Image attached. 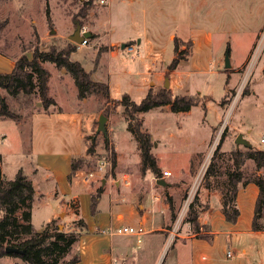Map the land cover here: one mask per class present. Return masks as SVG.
Here are the masks:
<instances>
[{
    "label": "rangeland",
    "instance_id": "1",
    "mask_svg": "<svg viewBox=\"0 0 264 264\" xmlns=\"http://www.w3.org/2000/svg\"><path fill=\"white\" fill-rule=\"evenodd\" d=\"M180 3L174 1L163 9L155 3V12L149 10L146 18L143 10L149 3L145 4L144 0H0V24L4 25L0 30V72H10L13 62L23 52L32 56L37 44L43 48L52 44L62 48L76 43L78 48L71 60L79 61L87 71H92L94 80L110 86L108 101L97 95L79 99L71 73L49 61L44 64L52 73L50 94L66 111L81 109L84 114L86 150L91 137L96 141L95 152L85 154V162L74 175L82 190L86 189L82 179L103 163L105 172H98L85 183L96 191L107 181L113 194H126L121 201L123 205L132 207L135 212L145 210L149 219L154 217L157 225L161 224L159 228L153 227L152 233L144 228L145 233L140 236L110 235L97 229L100 235L93 237L103 240L105 247L112 242L116 248L106 249L95 264H112L115 260L116 264H264V229L252 231L260 192L255 181L259 177L264 179V167L257 169L254 160L244 158L240 164L244 180L238 186L236 197L240 215L234 223L227 220L223 211L229 174L236 168L233 153L235 150L246 153L250 149L237 145L236 137L242 133L251 147L264 149L261 142L264 135V0H184L178 8ZM83 9L88 10L87 15L83 14ZM78 25L90 34L88 27H93L99 35L88 39L87 44L77 43L71 36ZM146 28L160 48L159 60L152 67L155 71L167 67L173 59L176 36L169 38L171 33L193 41L190 48L180 47L187 51L182 54L183 60L193 55L190 62L178 66L179 73L168 70L158 81L151 76V66L144 59V43L138 44ZM52 29L55 34L50 33ZM203 33L212 34L210 44L199 37ZM126 36L133 40L127 43L136 44L140 58L136 57L139 54L135 56L121 48L125 40L121 41L116 54L103 53L108 50L109 41ZM192 38L200 44L194 47ZM227 52L230 68H226ZM196 60L202 64L201 69H194ZM124 70L131 74H125ZM171 77L175 81L172 85ZM162 87L168 88L173 96L199 94L202 99L189 111L173 112L165 105L142 114L144 128L152 134L153 151L162 171L157 176L151 171H141L138 141L128 127L124 106L118 104L117 99L129 93L133 100L140 102L146 95L145 88L157 91ZM245 89L248 92L243 94ZM2 95H6L11 108L21 115L19 122L0 116L3 178L13 179L22 169L32 180L30 169L35 159L31 154V113L42 110L40 99L37 94H20L14 98L0 89ZM101 114L107 116L105 132L97 130ZM113 152L116 163L112 160ZM110 158L109 165L106 161ZM209 167L212 168L210 173ZM164 171H169L170 175H165ZM123 175H127L128 184L121 180ZM159 179L167 183L162 185ZM108 187L107 184L104 187L97 211L94 212L88 202L91 221L99 213L98 209L109 212ZM195 200L199 233H195L193 225L186 220L190 204ZM141 204L144 207L141 208ZM76 205L77 200L70 206L74 213L79 211ZM259 210L262 216L258 223L264 224V195ZM49 212L48 208L35 206L37 230L46 226ZM70 216L65 212L61 214L59 219L64 224L60 229L84 230L77 220L79 216L74 215L75 220ZM134 217L125 223L139 226V220ZM192 239L200 246L195 248ZM127 240L132 243L128 247L130 259L123 261L117 245ZM79 245L78 242L74 247L77 251ZM229 249L234 252L231 258L227 256ZM14 258L20 262H13L5 255L0 264H28L20 257Z\"/></svg>",
    "mask_w": 264,
    "mask_h": 264
},
{
    "label": "trees",
    "instance_id": "2",
    "mask_svg": "<svg viewBox=\"0 0 264 264\" xmlns=\"http://www.w3.org/2000/svg\"><path fill=\"white\" fill-rule=\"evenodd\" d=\"M87 13L88 10L83 9V14L87 15ZM47 16L50 20L49 11ZM3 26V24H0V30ZM173 41L174 57L168 66L169 70L176 69L180 61L184 59L182 54L187 51H182L180 49L181 45H186L189 48L193 45L192 40L185 41L179 37H175ZM77 48L78 45L76 43H68L62 48L57 47L55 44L43 48L37 44L33 48L32 56L23 52L15 60L12 71L0 72V89H4L7 95L14 98L20 94L27 96L37 94L42 110L50 112L52 107H54L53 110H61L56 98L50 94L49 84L52 73L44 65L45 62L49 61L54 63L57 68H64L71 73L78 89L79 99L97 95L101 99L108 101L111 97L109 84L94 80L92 71H87L79 61L71 60V55ZM247 92L245 89L243 94ZM201 99L202 97L199 94H178L173 96L166 87H162L157 91L150 88L140 102L133 100L129 93H124L120 99H117V103L124 106L128 127L132 131L133 137L138 141L140 168L143 173L151 171L154 175L160 176L162 171L153 151L154 140L152 134L144 128L142 114L155 107L165 105L170 106L173 112L189 111ZM0 116L14 119L17 122L21 120V115L11 108L6 95L0 96ZM91 139V143L86 150L87 154L95 152L96 141L93 137ZM233 154L236 168L229 174V188L225 194L223 211L227 220L235 223L240 215L236 205L238 186L244 180V173L240 169V164L246 157L254 160L257 169L264 167V149L250 147L246 153L235 150ZM84 156L86 155L73 158L69 178L76 174L80 166L85 162ZM113 156V162L116 163L115 152H113ZM210 167L208 173L212 171ZM255 182L258 184L260 192L255 206L256 211L252 228L254 231H261L264 229V224L258 223V218L262 216L259 209L264 195V179L259 177ZM103 191V187H98L91 194V208L94 212L97 211ZM34 195L33 182L24 174L22 169L17 172L13 179L7 180L3 178L0 156V258L5 255L16 256L28 264H76L81 260V255L78 251L73 252V248L79 241L80 231L62 230L56 220L47 223L43 229L37 230L32 222ZM197 200L190 204L186 219L193 225L195 233L200 232L199 210L196 208ZM172 215L174 218V211ZM77 220L82 227L86 226L83 218L79 217ZM8 246L18 247L24 250V253L7 252L6 248Z\"/></svg>",
    "mask_w": 264,
    "mask_h": 264
},
{
    "label": "crops",
    "instance_id": "3",
    "mask_svg": "<svg viewBox=\"0 0 264 264\" xmlns=\"http://www.w3.org/2000/svg\"><path fill=\"white\" fill-rule=\"evenodd\" d=\"M145 4H151L149 9L146 8L143 10L145 17L147 18V13L150 10V13H154V4L159 5L160 8H165L167 5H172L175 2H181L180 8L184 0H144ZM183 1V2H182ZM184 5V4H183ZM172 8V7H170ZM182 9V8H181ZM157 15V14H156ZM88 31H91V34L87 36L89 40L92 37L99 35L98 32L94 31L93 27H88ZM199 35V34H198ZM179 37L174 33L169 35V38L173 39V37ZM207 44L211 43L212 34L211 33H203L199 35ZM183 40H188L186 38L179 37ZM100 40L101 37L98 36ZM120 39V40H119ZM119 39L109 41V44H106L109 48L105 50L103 53H111L116 54V49L119 45H121V41L125 40L127 42H133L130 37H122ZM194 40L195 46L197 43L196 38H192ZM143 45V52L146 51V55H144L145 61L150 64V72L151 76L154 77L156 81L163 79L165 74L168 72L169 68L161 67L157 68L155 71L152 67L156 65L159 60L160 48L159 45L156 44L155 39L151 38L149 35V29H145L143 37L138 38V44ZM135 44V43H134ZM200 43L198 42L197 45ZM136 45V44H135ZM126 48V47H125ZM193 55V54H192ZM191 55V57H192ZM140 54L136 57L140 58ZM174 57V55H173ZM191 57L187 60H181L180 65L190 62ZM195 60V59H194ZM45 64V63H44ZM15 63L13 62V68ZM195 70L201 69L202 64H200L197 60L195 61V65L193 66ZM12 68V69H13ZM127 69V68H126ZM12 71V70H11ZM177 71L179 73V68L177 67L171 73ZM181 72V71H180ZM125 74H131L130 71L124 70ZM170 73V74H171ZM63 76V75H62ZM174 78L171 77V85L173 84ZM175 83V81H174ZM110 87V86H109ZM148 88L144 89V92L147 93ZM57 100V99H56ZM58 102V101H57ZM61 110H53L50 112H45L44 110H36L31 113V154L35 159L34 162H31V174H33V182L35 188V195L32 206V222L34 224V209L35 206H42L48 208L50 210L49 216L47 217V223L56 220V223L61 227L64 223L61 224L59 217L63 212L70 214L71 219L74 215H77L84 219L86 226L84 230L80 231L81 235L79 238V249L78 252L81 255V260L76 264H95L100 261V257L104 255V251L106 249H115V245H111L105 247L103 240L93 237L94 235H100L97 232V229L101 231V229L109 227V226H120V225H131L135 226L132 223H125V221L130 220L131 217L139 220L140 225H142L147 233H152L153 227L159 228L161 224L156 223L154 217L153 219H149L146 216L145 210H138L135 212L132 207L128 205H123L121 203L122 200L126 198V194L123 195H115L112 192V186L107 181H103V184L109 186V193L111 194V203L110 209L108 213H103L101 211L98 212L94 217V221H91L88 216V202L89 206L91 204V194L95 191L92 190V186L85 183L84 179H82L85 184L86 189L82 190V185L79 181L75 180V174L69 178L71 174L72 168V160L74 157H78L86 154V144H85V130L83 126L84 122V114L81 109L66 111L61 105ZM117 147V146H116ZM30 179V178H29ZM107 182V183H106ZM103 185V189L104 186ZM121 184L117 188L120 187ZM91 188V189H90ZM105 191L102 192V194ZM101 194V197H102ZM100 197V200H101ZM77 207L79 209L78 214L73 212L70 208L71 204L76 202ZM99 200V202H100ZM57 203V204H56ZM59 204V207H58ZM99 204V203H98ZM141 208L144 207L143 204L140 205ZM98 208V207H97ZM137 210V209H136ZM133 220V219H132ZM64 222V221H63ZM35 226V224H34ZM36 228V226H35ZM37 229V228H36ZM39 230V229H38ZM41 230V229H40ZM252 231L253 228H252ZM259 232V231H257ZM216 239V236L214 240ZM125 240V239H124ZM192 245L197 248L200 246L197 245V240L192 239ZM77 242V243H78ZM76 246V244H75ZM74 246V247H75ZM129 246H132L131 242L123 241L117 245L119 247V254L121 255L123 261H129L130 259V251L128 249ZM77 251L76 248H73V252ZM107 255V253H106ZM13 262H16L17 259L14 256H9ZM204 258H207L204 255ZM1 259V258H0ZM9 259V260H10ZM17 262H20L19 260ZM112 262V264H116ZM215 263V262H210ZM195 264V263H194ZM226 264H235V263H226Z\"/></svg>",
    "mask_w": 264,
    "mask_h": 264
},
{
    "label": "built area",
    "instance_id": "4",
    "mask_svg": "<svg viewBox=\"0 0 264 264\" xmlns=\"http://www.w3.org/2000/svg\"><path fill=\"white\" fill-rule=\"evenodd\" d=\"M101 2H104V0H101ZM82 32H85V30H82ZM87 43H88V38L85 37L84 40H83V42H82V44H87ZM126 50L128 52L133 53L135 56L139 54V51H137L135 44H128V45H126ZM261 142L264 143V135L261 138ZM106 163H108L110 165L111 164V158L108 159L106 161ZM103 170H104V164L101 163L100 166H99V168H98V170L91 171V172L88 173V175L85 176L84 181L85 182L90 181V179L93 178V177H95V175L98 172H105ZM164 174L165 175H170V172L169 171H164ZM121 180H123V183L124 184H128V182H129V179H128L127 175H123V177L121 178ZM101 232L108 233L110 235L133 234V235H139L140 236L141 234H144L145 233V229H144V227L142 225H139V226L121 225V226H117V227L109 226V227L103 228V229H101ZM138 241H141V238L140 237L138 238ZM227 256L229 258H231V257L234 256V252H233L232 249H229L227 251Z\"/></svg>",
    "mask_w": 264,
    "mask_h": 264
},
{
    "label": "water",
    "instance_id": "5",
    "mask_svg": "<svg viewBox=\"0 0 264 264\" xmlns=\"http://www.w3.org/2000/svg\"><path fill=\"white\" fill-rule=\"evenodd\" d=\"M51 34H55V29H52L50 31ZM90 35V32H82V29L80 27V25H78L77 27V30L75 31V33L71 36V39L77 43H82L84 38L89 36ZM126 43H122L121 45V48L124 49L126 47ZM231 67V62H230V59H229V52H227L226 54V68H230ZM169 85V81L168 79L166 80L165 82V86L167 87ZM106 121H107V116L104 115V114H101L100 118H99V125H98V131H103L105 132L106 131ZM236 144L237 145H240V144H243L244 146H247V147H251L252 144L251 142L246 139L244 137V135L242 133H240L237 137H236ZM158 183L162 184V185H165L167 182L164 180V179H159L158 180ZM6 251L7 252H13V253H24V250L18 248V247H10L8 246L6 248Z\"/></svg>",
    "mask_w": 264,
    "mask_h": 264
}]
</instances>
